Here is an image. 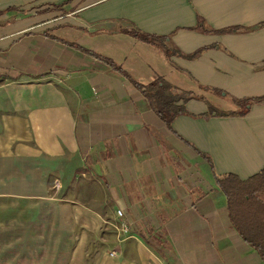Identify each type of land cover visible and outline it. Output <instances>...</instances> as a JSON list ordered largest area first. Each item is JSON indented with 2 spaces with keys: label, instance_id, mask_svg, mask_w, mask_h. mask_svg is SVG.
<instances>
[{
  "label": "crops",
  "instance_id": "0c3cea01",
  "mask_svg": "<svg viewBox=\"0 0 264 264\" xmlns=\"http://www.w3.org/2000/svg\"><path fill=\"white\" fill-rule=\"evenodd\" d=\"M263 96L264 0H0V222L82 227L67 264L109 218L110 264H264L215 181L264 167Z\"/></svg>",
  "mask_w": 264,
  "mask_h": 264
},
{
  "label": "rangeland",
  "instance_id": "374dc122",
  "mask_svg": "<svg viewBox=\"0 0 264 264\" xmlns=\"http://www.w3.org/2000/svg\"><path fill=\"white\" fill-rule=\"evenodd\" d=\"M58 186L59 181L55 180L54 188ZM52 213L53 216L50 217V213L47 218L46 214L42 221L33 224L13 225L7 220L1 221L0 264H67L82 227L69 231L58 224L56 211ZM63 214L68 215L69 211ZM122 224L126 225L127 231L121 230ZM86 237L79 245L84 264H110L106 257L112 258V252H115L113 259L123 258L124 251L118 243L134 239L129 224L121 218L105 219L98 233L89 232ZM159 254L160 261L167 262L164 251L160 250Z\"/></svg>",
  "mask_w": 264,
  "mask_h": 264
},
{
  "label": "trees",
  "instance_id": "16d2710c",
  "mask_svg": "<svg viewBox=\"0 0 264 264\" xmlns=\"http://www.w3.org/2000/svg\"><path fill=\"white\" fill-rule=\"evenodd\" d=\"M143 38L150 41L149 36L144 35ZM69 43L73 45L72 42ZM74 46L81 51H87L78 45ZM101 58L109 62L106 57ZM143 88L150 104L166 123L170 124L177 114L184 113L182 106L174 104L178 97L170 91L172 85L161 76H157L154 81ZM261 100H264V96L237 101L242 105L238 114L244 113L253 102ZM215 181L225 194L228 218L235 230L238 231L244 242L251 245L264 259V167L255 175L245 179H240L237 175L229 173L224 176H216Z\"/></svg>",
  "mask_w": 264,
  "mask_h": 264
},
{
  "label": "built area",
  "instance_id": "2783aa9c",
  "mask_svg": "<svg viewBox=\"0 0 264 264\" xmlns=\"http://www.w3.org/2000/svg\"><path fill=\"white\" fill-rule=\"evenodd\" d=\"M123 215V212L121 209H117V216L118 217H121ZM121 230L122 231H127V228H126V225L125 224H122V227H121ZM115 252H112L111 255L113 256Z\"/></svg>",
  "mask_w": 264,
  "mask_h": 264
}]
</instances>
